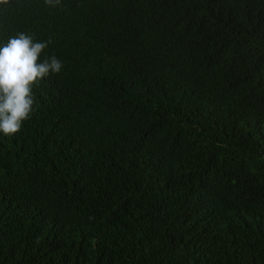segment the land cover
I'll list each match as a JSON object with an SVG mask.
<instances>
[{
	"label": "trees",
	"instance_id": "16d2710c",
	"mask_svg": "<svg viewBox=\"0 0 264 264\" xmlns=\"http://www.w3.org/2000/svg\"><path fill=\"white\" fill-rule=\"evenodd\" d=\"M18 32L64 67L0 133V264H264V0H13Z\"/></svg>",
	"mask_w": 264,
	"mask_h": 264
},
{
	"label": "clouds",
	"instance_id": "9594fccd",
	"mask_svg": "<svg viewBox=\"0 0 264 264\" xmlns=\"http://www.w3.org/2000/svg\"><path fill=\"white\" fill-rule=\"evenodd\" d=\"M13 0H0V9ZM57 7L61 0H44ZM50 40H36L33 34L18 32L0 46V133L11 138L31 118L36 103L33 88L49 75L59 74L64 65L56 56H44ZM44 56L43 59L41 57Z\"/></svg>",
	"mask_w": 264,
	"mask_h": 264
}]
</instances>
